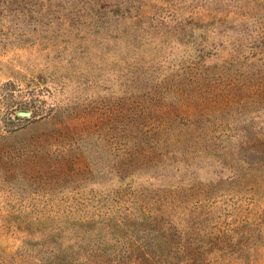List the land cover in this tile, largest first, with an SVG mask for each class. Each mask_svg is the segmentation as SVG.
I'll list each match as a JSON object with an SVG mask.
<instances>
[{"label":"rangeland","instance_id":"374dc122","mask_svg":"<svg viewBox=\"0 0 264 264\" xmlns=\"http://www.w3.org/2000/svg\"><path fill=\"white\" fill-rule=\"evenodd\" d=\"M0 264H264V0H0Z\"/></svg>","mask_w":264,"mask_h":264},{"label":"water","instance_id":"95a60500","mask_svg":"<svg viewBox=\"0 0 264 264\" xmlns=\"http://www.w3.org/2000/svg\"><path fill=\"white\" fill-rule=\"evenodd\" d=\"M20 114H23V115H29L30 112H29V111H20Z\"/></svg>","mask_w":264,"mask_h":264}]
</instances>
